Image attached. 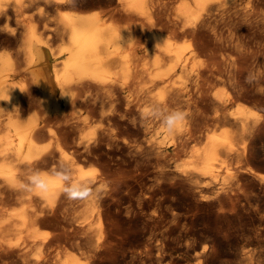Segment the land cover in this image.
<instances>
[{"label":"bare ground","instance_id":"bare-ground-1","mask_svg":"<svg viewBox=\"0 0 264 264\" xmlns=\"http://www.w3.org/2000/svg\"><path fill=\"white\" fill-rule=\"evenodd\" d=\"M115 1V10L99 12L73 9V0H0V33L6 36L0 46L10 38L18 42L12 52L0 50V264H264V248L252 247L255 243L240 248L236 261H225L215 245L206 249L198 243L195 235L200 230L195 234L188 220L176 233L181 217L173 212L176 205L163 189L164 185L186 189L198 197L199 206H212L217 213L228 202L249 203L253 194L246 189L248 182L253 189L264 190V173L250 166L260 153L254 141L264 127V0ZM50 7L61 12L49 25L45 10ZM118 16L129 23L119 26ZM9 21L15 27L8 28ZM232 31L235 37L230 36ZM51 38L60 40L58 51L52 50ZM25 76L29 89L19 83ZM175 76L184 79L179 86ZM214 81L228 84L231 91L217 88L209 95ZM92 89L105 92L109 110L99 105L103 101L96 100L99 94L92 100ZM35 92L44 118L24 117ZM245 98L258 102L263 112L244 104ZM231 100L238 103L228 112L225 106ZM183 106L189 112L169 126L167 117L183 112ZM48 120L76 134L90 121L105 123L91 143L82 144L80 135L73 144L67 143L84 158L104 146V171L90 175L76 165L80 162L75 157L76 163L68 159L65 163L74 175L71 185L78 189L96 179L107 182L100 198L106 201L103 224L92 222L95 201L87 204L81 217L61 218L62 207L53 204L46 210L41 207V201L49 204L58 196L72 201L63 191L61 175L33 171L41 164H54L53 153L39 142ZM199 141L189 149L190 143ZM129 158L132 169L127 168ZM32 176L44 181L46 190H30ZM225 176L231 180L225 181ZM14 196L22 203L12 201L17 205L8 206ZM156 196L158 208L149 213L146 208ZM163 204L170 216L159 208ZM64 205L70 207L60 206ZM255 209L260 211L257 205ZM258 216L264 223V213ZM256 234L264 245V228ZM61 242L74 250L61 255ZM178 250L182 252L173 257ZM32 251L37 255L29 259Z\"/></svg>","mask_w":264,"mask_h":264},{"label":"rangeland","instance_id":"rangeland-1","mask_svg":"<svg viewBox=\"0 0 264 264\" xmlns=\"http://www.w3.org/2000/svg\"><path fill=\"white\" fill-rule=\"evenodd\" d=\"M74 1V3L72 2V4H73V6H72V8L73 9H76V10H81V11H92V10H96V11H99V12H102V10H104V12L105 11H111V10H115L116 9V6H117V3H116V1L114 0H73ZM76 2V3H75ZM93 2V3H92ZM89 3H91V5L89 4ZM76 4V5H75ZM99 4V5H98ZM175 4L176 3H174V4H172L171 5V7H173L174 8V6H175ZM109 8V9H108ZM173 8H171V10L173 9ZM54 8H47V10H45V12H46V14H47V16H48V19H47V22H48V24L50 25L51 23H52V20L53 19H55L57 16H58V14H59V12H61V11H59V10H56V9H54ZM106 9V10H105ZM50 10V11H49ZM101 10V11H100ZM118 17H119V20L120 21H118ZM116 19V23H118L119 24V26H124V25H126V24H128L129 22L128 21H126V20H124V19H122V21H121V19H120V16H118ZM52 19V20H51ZM124 22H125V24H124ZM121 23V24H120ZM7 26H8V28H13V27H15V24H14V22L13 21H9L8 23H7ZM234 31H232V34L231 33H228L230 36H234L235 37V34L233 33ZM227 32L225 31V34H226ZM0 36H2V37H0L1 38V42L3 41V40H5L4 38L6 37L5 36V34H4V32L2 31L1 33H0ZM4 37V38H3ZM11 40H7L6 42L4 41L3 43H1V46H2V44L3 45H5V46H2V48H1V46H0V50L1 51H7V52H10V50H11V52L13 51V50H15L16 48H17V45H18V42H16V40L15 39H12V38H10ZM56 38H51V41H52V43L53 42H57V44L55 45V43H53L54 45L52 46L51 44V41H50V46H51V48H52V50H55V51H58L59 50V48H60V46L61 45H59V44H61V42H60V40H57L56 39V41H54ZM13 40H15L14 42H12ZM10 41V42H9ZM9 42V43H8ZM11 44V45H7V44ZM13 43V44H12ZM14 44H16V46H14ZM7 47H11V48H7ZM14 47H15V49H14ZM3 48H5V50L3 49ZM206 57L205 56H203V60L205 59ZM22 79H24V82L22 81ZM27 80V81H26ZM29 79H27V77L25 76V77H22V78H19V83L21 82V84L23 85V88H25V89H29L31 86H30V80L28 81ZM174 80L177 82L176 83V85L177 86H179L180 84H181V82L184 80L182 77H179V76H175L174 77ZM181 80V81H180ZM26 81V82H25ZM179 82V83H178ZM26 84H27V86H26ZM217 84V86L215 87V85ZM223 84H225V85H223ZM223 85V86H222ZM220 86V87H219ZM29 87V88H28ZM217 88L218 89H223V91H225V89L227 88V90L225 91V92H230L231 91V88H230V86L227 84L226 85V83H219V82H216L215 83V81L214 82H211L210 84H209V86H208V90H207V92H208V94L210 95V94H212L213 93V91H216L217 90ZM225 88V89H224ZM214 89V90H213ZM95 89H92V91H89L90 93H89V95H90V97L92 98V100H93V98H95V96L97 95V94H99L97 97H96V100H98V103L101 101V100H103L99 105L100 106H102L103 108L102 109H104V108H106V110H109V108H110V103H109V99L107 98V95L106 94H104L105 92L104 91H98V92H96V90L94 91ZM211 90H213V91H211ZM94 91V92H93ZM101 92V93H100ZM34 96L32 97V99H31V101L33 102H29L28 103V105L30 104L31 105V103H32V106H31V108H30V106H28L27 104L25 105L26 106V108L24 109V110H26V112L25 113H23L24 115V117H26V116H29V115H32V114H37L36 116L37 117H39V119L40 118H44L45 117V113L43 112V109L42 110H40L41 109V104L39 103V101H36L35 100V98L38 100V94L35 92L34 94H33ZM101 97V99L99 100V98ZM247 99V100H246ZM242 101H244V104H246V105H251V107L253 108V109H255V110H257V111H259V112H263L261 109L263 108H260L259 107V103L258 102H254V101H252L251 99H249V98H245V100L244 99H241ZM240 100V102H242ZM251 100V101H250ZM35 101V102H34ZM234 101H230V103L229 102H227L226 103V106H225V110L226 111H228V112H230V111H232V110H234L235 109V107H236V105H237V103L238 102H236L235 104L233 103ZM37 103H39L40 104V106H39V104H37ZM104 103H105V106H103L104 105ZM146 103V104H145ZM143 105H145V106H150V102H145ZM243 103V102H242ZM107 104V105H106ZM148 104V105H147ZM231 104V105H230ZM252 104H255V105H252ZM33 105H35V106H33ZM227 105H229V107L227 106ZM231 106V107H230ZM256 106V107H255ZM234 107V108H233ZM260 109H259V108ZM28 108H30V109H28ZM183 108H185V109H182L181 111H183V112H181L182 114H184L185 116H186V113H188L189 111L188 110H186V107H184L183 106ZM230 109V110H229ZM105 110V109H104ZM186 110V111H185ZM184 115H183V117H184ZM23 117V118H24ZM53 120V119H52ZM52 120L50 121V120H48V121H46V127H45V129H44V131L40 134V136L39 137H41L40 139L42 140H40L39 138V142L41 143V146L42 147H44L45 148V150H46V152L47 151H51L52 153H53V155H54V159H53V161H54V167H55V169H54V167H53V165H46V164H41V165H39L38 167H36V168H34L33 169V171L35 170V172L37 171V172H41V171H47V172H50V173H52V175L55 177H58L59 178V175H61L60 177H61V179H62V183H64V186L65 187H67L68 186V184H69V186H71V183H73L75 180H74V175L72 174V170H71V168L70 167H66V162L68 161V160H73V162H77L78 161V159H79V161L78 162H80V163H76V165L77 166H80V168H82V170H84L85 172H90V175L91 174H93V175H96V176H99L100 174H101V172L102 171H104V169H105V164H106V160H107V158H106V155H105V157H104V155L103 154H105V149L103 148L104 146H101V148H100V150H98L97 152L100 154V153H102V159L104 160V158H105V160L103 161V160H101V159H99V158H101V154L99 155L97 152H95V154H85V156H86V158H84V154L83 155H81L80 153L78 154V153H76L75 151H74V149H73V145H71L72 146V148H70L71 146H68L67 145V143L68 142H70V143H72L73 144V142H74V140H75V138H77L79 135L80 136H83V143L82 144H85V143H87V142H89V143H91L92 142V140H94V139H97L98 137H99V135H101V132L102 131H100V129L101 130H103V128H105V125H103V124H105L104 122L103 123H101L99 120H93V121H95V122H92V121H90L89 122V125L87 126H84V128H85V130L83 131V129L81 130V131H78L79 133H74V132H70V130H68L67 128H65L64 126H59L58 125V122H56L55 120H54V122H52ZM185 120V119H184ZM56 122V123H55ZM49 123V124H48ZM55 124V125H53V124ZM56 124H57V126H56ZM53 125V126H52ZM100 125V126H99ZM55 126V127H54ZM102 126H104V127H102ZM218 126V125H217ZM50 127V128H49ZM53 127V128H52ZM100 127V128H99ZM102 127V128H101ZM55 128V129H54ZM218 129H220L221 127H217ZM50 129H52V131L50 130ZM98 129V130H97ZM61 130V131H60ZM65 130V131H64ZM51 131V132H50ZM83 131V132H82ZM97 131L99 132V133H97ZM262 131V132H261ZM260 132H259V135H257V138H255L256 140L254 141V146L256 147V148H258L259 150H260V153L258 154V157H256L255 158V160L253 159L251 162H250V166L252 167V168H254V170L256 169V170H258V171H261V172H263L264 173V127H263V129L261 130ZM46 132V133H45ZM49 133V134H48ZM65 133V134H64ZM81 133V134H80ZM260 133H262V135L260 134ZM68 134V135H67ZM73 135V136H71V135ZM99 134V135H98ZM73 138H71L70 136ZM51 136V137H50ZM260 136V137H259ZM53 137V138H52ZM44 138V139H43ZM58 138V139H57ZM89 138V139H88ZM60 139V140H59ZM60 141V145L61 146H59V144H58V142ZM62 140V141H61ZM38 141V140H37ZM66 141V142H65ZM50 142H51V144H50ZM61 142H63L62 144H61ZM66 144H65V143ZM257 142V143H256ZM69 144V143H68ZM81 144V145H82ZM193 144L195 145V146H197V145H199L200 144V141L199 142H192V143H190V145H189V149L191 148V147H193ZM259 146H258V145ZM66 145V146H65ZM102 145V144H101ZM57 146V147H56ZM65 146V147H64ZM61 147H63V148H61ZM67 147V148H66ZM59 148V149H58ZM72 149H73V151H72ZM53 150H55L56 152H54ZM67 150V151H66ZM102 151V152H101ZM262 151V152H261ZM71 152H75V154H77V155H75V154H73V153H71ZM60 153V154H59ZM262 153V156H260V154ZM74 156H73V155ZM62 155V156H61ZM91 155V156H90ZM97 155V156H96ZM60 156V157H59ZM78 156V157H77ZM80 156V157H79ZM83 156V157H82ZM90 156V157H89ZM64 157V158H63ZM73 157H75L77 160H75V158H73ZM88 157H89V159H88ZM92 157V158H91ZM96 157V158H95ZM99 157V158H98ZM182 157H184V156H182ZM63 158V159H62ZM84 158V159H83ZM59 159V160H58ZM68 159V160H67ZM94 159V160H93ZM96 159H97V161H96ZM256 159H258L257 161H256ZM60 160H61V162H60ZM75 160V161H74ZM90 160V161H89ZM128 160V159H127ZM131 162L132 160L129 158V160H128V162ZM58 162H60V164L58 163ZM92 162H93V164H92ZM129 162V163H130ZM253 162V163H252ZM58 163V164H57ZM62 163H64V165L62 164ZM105 163V164H104ZM129 163H127V168H133V161L130 163V165H128ZM57 165H59V166H57ZM82 165V166H81ZM84 165V166H83ZM97 165V166H96ZM130 166V167H129ZM46 167V168H45ZM131 168V169H132ZM39 169V170H38ZM42 169V170H41ZM45 169H47V170H45ZM54 169V170H53ZM63 169H65L64 171H62ZM69 169V170H68ZM100 169V170H99ZM55 170H56V173H55ZM92 170H94V172L92 171ZM102 170V171H101ZM65 171H67V173H68V175H67V173L65 174ZM36 172V173H37ZM53 172L55 173V174H53ZM92 172V173H91ZM95 172H97V173H95ZM99 172H100V174H99ZM60 173V174H59ZM65 175H66V177L67 178H69V179H67V180H65V179H63V177H65ZM225 178H227L226 176H225ZM225 178L223 177V179L222 180H225ZM230 179V178H229ZM228 178L225 180V181H228L229 180ZM256 180H258L257 178H255ZM69 180H71V182L69 181ZM97 180V182H94V181H96ZM96 180H94V181H92L91 182V184L93 183V185H91V184H81V186L83 187V188H80V189H87L88 191H89V195L87 196V197H85V198H77V199H72V201L70 202L71 204H69V202L67 201V200H64V201H62L63 199L62 198H60L59 196L57 197V198H55V200H54V202L52 201V203H50L49 202V204H48V202L47 201H41V203H40V205H41V207L43 208V209H49V207H50V204H53V205H55L57 208H61V210H59V214H60V216H61V218H69L70 217V215L72 216V217H81L82 216V211H84V209H85V207H87V204H88V206H89V204H92L94 201V203H96L95 205H96V208H95V210L93 211V215L91 216L92 217V222L95 224L96 223V225L98 224V223H101V224H103V222H105V210H104V207H105V204H106V201H104V199H100L102 196H103V191L107 188V186H105L106 184H107V182H105V181H101L100 179L98 180V179H96ZM231 180V179H230ZM99 181V182H98ZM26 182H28V181H26ZM69 182V183H68ZM147 182V185H148V180L146 181ZM248 182V181H247ZM247 182H246V184H247ZM249 183L250 182H248V184L246 185V187H248V188H250V189H248V188H246L247 189V191L248 190H250V191H252L251 192V194H253L252 196H251V200H249V203L250 202H252L251 203V205H250V207L248 208V206H249V203L246 201V202H243V204L244 203H246V205L244 204V206H243V204H241L242 203V201H244L243 199H241V203H240V201L239 202H236L235 203V205H233L231 202H228V203H226V205H224V209L222 210V211H220L219 213H217V209L216 208H213L212 206H208V205H201V206H199V204H198V201H197V199H198V197L197 196H195L193 193L191 194V192L190 191H186V189L184 190L183 188H180L181 190H179V189H177V188H179V186H174V187H168L167 185H164L163 186V189H164V187H165V195L169 198H172L173 199V202L175 203V205L176 206H178V207H174V210L175 211H173V212H175V213H177V214H179L180 215V217H181V221H180V223H179V225L176 227V233L178 232L177 230H179L180 228H181V225H182V223H183V221H187L188 222V225H189V222H190V227L192 226V229H193V231L195 232V234L197 233V232H199V230H200V232L202 233V234H204L205 236V239H202V238H204L203 237V235H200L199 233H197L195 236L197 237L196 239L198 240V243L200 244V245H203V246H205V248L206 249H210V247L212 246V245H215V246H213L214 247V249L216 250V248H217V252H220L219 253V257L222 259H224L225 261H232V259H234L233 261H236L237 259H238V256H239V253L242 251V250H240V248L242 249V247H247V246H250L251 244H253V243H255V244H253V245H251L252 247L254 246V245H256L257 244V247H258V249H263L264 248V245H263V243H262V239H263V237L261 238V236H258L256 233H257V230H260V229H262V228H264L263 226H264V223L262 222H260V220H259V216L258 217H256V215H262L263 213H264V211H262V209H263V207L264 206H262V204L264 205V200H263V196H264V192H261V190H263V187H261V186H259L258 188L260 189V191H258L259 189L258 188H254L255 189V191L257 192V193H255V191H253L254 189H253V187H252V185H253V183H252V181H251V183H250V186L252 187V190H251V187H249L248 185H249ZM84 185V186H83ZM168 188H167V187ZM79 187V186H78ZM30 188V187H29ZM176 189V190H174V189ZM169 190V191H167V190ZM183 189V190H182ZM257 189V190H256ZM94 191V192H93ZM179 191H180V193H181V191H182V193H183V191H186V192H184V194L185 193H187L186 195L188 196H186V195H181L180 193H179ZM264 191V190H263ZM261 193L260 195L261 196H259L260 197V199H259V197H258V195H259V193ZM254 193H255V195H256V199L254 198ZM96 194V195H95ZM170 194H172V195H170ZM174 195V196H173ZM178 195V196H177ZM180 195V196H179ZM158 196H160V194H158ZM158 196H156L155 198H153V199H149L151 202L149 203V206H147V208H146V210H148V209H150V210H148L147 212H152L153 210H156L157 208H158V206L156 207V205H157V202H158ZM15 197V196H14ZM95 199H94V198ZM177 197H179V200L177 199ZM182 197V198H181ZM197 199H196V198ZM261 197H263V198H261ZM100 200H99V199ZM147 198V197H146ZM181 198V199H180ZM194 198L196 199V201L194 200ZM253 198V199H252ZM14 199V200H13ZM59 199L61 200V201H59ZM148 199V198H147ZM177 199V200H176ZM59 202H58V201ZM75 200V201H74ZM193 200V201H192ZM254 200L256 201V205H257V209H259V206H260V211H256V205L255 204H253V202H254ZM260 200L261 201H263L262 203L260 202ZM11 204H9L8 206H12V205H19V204H21L22 203V200H19L18 199V196H16L15 198H12L11 200ZM12 201H16L17 202V204H14V202H12ZM98 201H99V203H101L102 205H100L103 209H101V207H100V209H98L99 208V204H98ZM48 204H46V203ZM64 202V203H63ZM78 202V203H77ZM81 202V203H80ZM103 202H104V204H103ZM154 202H156L155 204H154ZM176 202H177V204H176ZM259 202H260V204H259ZM13 203V204H12ZM58 203H60V204H58ZM62 203V204H61ZM153 203V204H152ZM166 204L168 203V202H165ZM194 203V204H193ZM240 203V204H239ZM248 203V204H247ZM258 203V204H257ZM63 204H66V206H70L69 208L68 207H65V205L64 206H60V205H63ZM69 204V205H68ZM82 204V205H81ZM228 204H230V205H232V208H231V206L229 207V205ZM81 205V206H80ZM104 205V206H103ZM255 205V206H254ZM154 206V207H153ZM166 205H164L163 204V206L161 205L159 208H161L163 211H164V213H165V215L166 216H168L169 215V212H168V210L167 209H165L166 207H165ZM196 206H198L197 208H196ZM228 206V207H227ZM233 206H234V208L235 209H233ZM239 206V207H238ZM181 207V208H180ZM193 209H192V208ZM212 207V208H211ZM237 207V208H236ZM242 207V208H241ZM255 207V208H254ZM154 208V209H153ZM177 208V209H176ZM189 208V209H188ZM203 208V209H202ZM232 210H231V209ZM245 208V209H244ZM251 208V209H250ZM71 209V210H70ZM80 209V210H79ZM216 209V210H215ZM230 211H229V210ZM241 209V210H240ZM63 210H64V212H63ZM98 210H99V212H98ZM194 210V211H193ZM213 210H215V212L213 211ZM234 210H235V212H236V214H235V212H234ZM237 210V211H236ZM247 212H246V211ZM251 210H253V212L251 211ZM264 210V209H263ZM70 211V212H69ZM97 213H96V212ZM103 211H104V213H103ZM211 211V212H210ZM233 211V212H232ZM245 211V212H244ZM249 211V212H248ZM67 212V213H66ZM80 212V213H79ZM223 213V216H222V213ZM259 214H258V213ZM263 212V213H262ZM76 213V214H75ZM158 213V210H157V212L155 213V214H157ZM168 215H167V214ZM231 213V214H230ZM232 213H234V214H232ZM254 213V214H253ZM68 214H70V215H68ZM75 214V215H74ZM81 214V215H80ZM104 215V216H102V215ZM218 214H219V216H218ZM243 214V215H242ZM249 214V215H248ZM66 215H68L67 217H66ZM183 215V216H182ZM218 217H217V216ZM225 215V216H224ZM63 216H65V217H63ZM99 216H100V218H99ZM170 216V215H169ZM248 216V217H247ZM185 217V218H184ZM221 217V218H220ZM100 219V220H96V219ZM216 218V219H215ZM253 218V219H252ZM258 218V219H257ZM103 219H104V221H103ZM191 219H193V220H195V222L193 221V220H191ZM142 220V219H141ZM141 220H140V224H139V226H141ZM259 220V221H258ZM99 221H101V222H99ZM191 223H193L192 225H191ZM181 224V225H180ZM195 224V225H194ZM263 225V226H260V225ZM172 225V224H171ZM172 226H174V225H172ZM204 226H206V227H204ZM223 226V227H222ZM260 226V227H259ZM52 226H49V225H44L42 228L43 229H45V230H50V231H53V227L51 228ZM204 227V228H203ZM258 227V228H257ZM262 227V228H261ZM211 229V230H209V229ZM255 228V229H254ZM207 229V230H206ZM138 230V229H137ZM197 231V232H196ZM214 231H216V232H214ZM254 231V232H253ZM174 232V234H176ZM206 232H208V233H206ZM211 235H210V234ZM214 234H216V237L214 236ZM138 235H139V237L141 236V234L140 233H138ZM207 235V236H206ZM225 235V236H224ZM254 235V236H253ZM257 235V236H256ZM175 236V235H174ZM198 236L200 237V236H202V238L200 237V238H198ZM210 236H211V238H210ZM214 237L216 238V239H214ZM170 238H171V236H170ZM242 238V239H241ZM201 241H200V240ZM210 239V240H209ZM259 240L258 241V243H256V241L257 240ZM213 240H215V241H213ZM244 240V241H243ZM200 241V242H199ZM230 241V242H229ZM249 241H250V243H249ZM203 242V243H202ZM214 242V243H213ZM216 242V243H215ZM226 242H228V243H226ZM244 242H245V244H244ZM238 243V244H237ZM242 243V244H241ZM231 244V245H230ZM261 244V245H260ZM60 245L62 246L61 248H60ZM59 245V253H61V255H63V253L64 252H66V251H73L74 250V248L72 249V247H69V246H71L70 244L68 245V243L66 244V242H61V244ZM64 245V246H63ZM65 245L67 246V247H65ZM208 245V246H207ZM218 245V246H217ZM236 246V247H235ZM263 248H262V247ZM62 248H63V251H61L62 250ZM66 248V249H65ZM69 248H71V249H69ZM239 248V249H238ZM61 249V250H60ZM69 249V250H68ZM220 249V250H219ZM240 251V252H239ZM33 252V253H32ZM31 253H29V259H33V257L35 258L36 257V255H37V253H35V251H32ZM175 252H177V253H175ZM174 253H172V256L173 257H177V256H179V254H180V252H182V250H178V251H175ZM224 253V254H223ZM235 253H236V256H237V258H236V256H235ZM221 254V255H220ZM225 254H226V256H225ZM60 255V256H61ZM231 256V257H230ZM228 257H230V259H228ZM181 263H183V261H180ZM90 264H95L94 262H90Z\"/></svg>","mask_w":264,"mask_h":264},{"label":"clouds","instance_id":"clouds-1","mask_svg":"<svg viewBox=\"0 0 264 264\" xmlns=\"http://www.w3.org/2000/svg\"><path fill=\"white\" fill-rule=\"evenodd\" d=\"M183 119V114L179 112L172 113L167 117V124L172 126ZM67 180V177H64ZM32 187L30 190H46L47 185L38 176L30 177ZM68 199L85 198L89 195V191L85 189H78L76 186L71 185L63 189Z\"/></svg>","mask_w":264,"mask_h":264}]
</instances>
